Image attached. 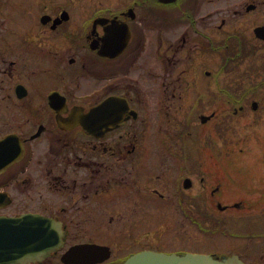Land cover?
Segmentation results:
<instances>
[{
  "label": "flooded vegetation",
  "instance_id": "1",
  "mask_svg": "<svg viewBox=\"0 0 264 264\" xmlns=\"http://www.w3.org/2000/svg\"><path fill=\"white\" fill-rule=\"evenodd\" d=\"M260 68L264 0H0V219L25 227L0 228V264H66L77 245L122 264L155 251L159 210L188 226L215 210L224 181L194 154L256 112ZM245 250L225 255L264 259Z\"/></svg>",
  "mask_w": 264,
  "mask_h": 264
},
{
  "label": "rangeland",
  "instance_id": "2",
  "mask_svg": "<svg viewBox=\"0 0 264 264\" xmlns=\"http://www.w3.org/2000/svg\"><path fill=\"white\" fill-rule=\"evenodd\" d=\"M10 26L16 29L18 26L23 27L24 23L12 22ZM259 91L264 92V89L261 88ZM262 95L259 94V98ZM259 102L261 111L246 112L244 117L232 116L229 126L223 130L219 148L208 145L206 148L198 147L196 152L194 151L195 156L200 155L208 159V172H214L213 178L224 181L220 199L222 206L241 199L264 206V97L260 98ZM218 108L221 109V107ZM210 112L211 110L207 109V114ZM210 128L211 124L199 129V133L194 137L201 136L200 139L204 140ZM213 136V144L216 146L217 138L215 134ZM216 156L223 158V162H215ZM226 159H233L232 163ZM156 215H158L157 224L160 225L159 237L153 239L151 235H146L142 244L146 245L151 241L153 245L151 248L155 251L170 253L176 250L175 245H177L186 247L180 250L193 254L228 255L241 252L243 247L245 251L249 250L252 256L258 257L264 254V236L253 234L264 230V216H262L264 210L260 207L242 211L226 209L223 212L216 208L207 214L210 216L206 218V223L203 221L202 229L198 228L194 221L191 222V226H188V223L176 211L164 209L156 212ZM192 215L199 218L198 213L194 212ZM216 220L223 221L222 226L207 234L204 228H214ZM148 221L151 224L156 223L154 219ZM249 232L250 234H247ZM244 235L245 238L242 237ZM243 263L248 264L245 260ZM254 264H264V259L259 258Z\"/></svg>",
  "mask_w": 264,
  "mask_h": 264
},
{
  "label": "water",
  "instance_id": "3",
  "mask_svg": "<svg viewBox=\"0 0 264 264\" xmlns=\"http://www.w3.org/2000/svg\"><path fill=\"white\" fill-rule=\"evenodd\" d=\"M104 104L99 106L93 113L96 115L102 114L101 112L104 110ZM93 113L90 114L93 116ZM88 117V116H87ZM86 117V118H87ZM81 124L87 128L89 120L82 121ZM8 139L0 142V150H2L5 145L3 144ZM4 156L1 154V157ZM219 208L221 206L219 205ZM27 219H22V221H26ZM21 221V220H19ZM20 226L19 223L14 224L11 219H0V228L5 230L6 232L2 234V236L7 238L14 237L12 234V230H24L25 227H14ZM27 229V228H26ZM17 245H20V242H33L35 239L27 233L25 236L15 235ZM26 238V239H25ZM28 244V243H27ZM26 244V245H27ZM25 245V246H26ZM22 251L28 252L29 250L23 249ZM109 256V251L107 247L97 246V245H77L71 247L63 256V261L66 264H95L103 261ZM123 264H243L237 256H229L222 257L219 259L213 255H205V254H192L187 253L183 255L177 254H164L160 252L153 251H143L137 254L130 256L127 260L123 262Z\"/></svg>",
  "mask_w": 264,
  "mask_h": 264
},
{
  "label": "trees",
  "instance_id": "4",
  "mask_svg": "<svg viewBox=\"0 0 264 264\" xmlns=\"http://www.w3.org/2000/svg\"><path fill=\"white\" fill-rule=\"evenodd\" d=\"M262 72H257V75H259L258 77H256V80H258L261 84L263 83L264 84V76L263 75H260ZM260 79V80H259ZM262 84V85H263ZM210 216V215H209ZM208 215H207V219H208V217H209ZM214 230H216V229H213V230H210V229H204V231H206V232H212V231H214Z\"/></svg>",
  "mask_w": 264,
  "mask_h": 264
}]
</instances>
